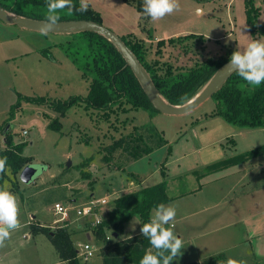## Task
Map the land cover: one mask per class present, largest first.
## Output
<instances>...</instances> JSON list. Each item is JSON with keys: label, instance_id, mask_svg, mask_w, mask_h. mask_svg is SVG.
Listing matches in <instances>:
<instances>
[{"label": "rangeland", "instance_id": "1", "mask_svg": "<svg viewBox=\"0 0 264 264\" xmlns=\"http://www.w3.org/2000/svg\"><path fill=\"white\" fill-rule=\"evenodd\" d=\"M261 5L257 19L264 23ZM208 9L198 15L204 46L202 41L196 42L193 52H184L179 44L165 43L161 56L152 47L150 59L169 60L185 67L208 56L224 55L228 50H243L251 40L264 41L263 34L253 36L250 32L243 0H215ZM68 35L34 31L0 20V153L9 137L12 144H22V155L29 158L27 164L37 168L27 184L20 180V171L14 174L9 168L0 178V188L6 186L16 197L20 224L30 215L50 225L51 230L67 223L76 250L78 243L86 241L96 248L88 259L77 253L79 263L101 264L107 246L139 232L142 224L132 217L117 236L111 229L105 231L104 240L95 232L94 215L82 217L76 210L90 201L105 199V203L99 202L92 209L103 220L113 200L130 189V181L135 184L143 180V185L165 181L169 199L164 205L175 208L176 216L170 223L178 227L176 233L183 242L181 255L174 261H193L222 251L226 257L230 252L237 264H248L247 248L228 247L229 228L214 218L217 207L208 204L217 196L232 198L249 191L252 196L248 197L255 199L254 206L249 207L251 212H264V171L257 167L264 164V151L244 162L247 169L207 164L212 160L226 163L264 145V127L232 125L222 116L212 115L213 98L182 115L150 113L144 108H129L130 104L105 111L86 107L82 100L64 107L62 102L83 98L88 92V81L58 45ZM146 125L151 129L144 127L141 131L154 140L158 134L164 144L137 159H129L119 149H107L113 140L132 132L134 126ZM23 130H27L26 135H22ZM242 161L245 160L238 162ZM82 172L89 177H82ZM243 174L249 175L246 182L240 179ZM210 175L219 177L211 180ZM55 202L70 208L66 220L54 223L61 216L53 212ZM230 208L224 207L227 211ZM154 215L155 210L150 218ZM38 220L28 218L29 222ZM27 227L12 231L0 246V264H57L47 235L42 233L40 239L35 236L39 233L33 234ZM86 232L90 233L88 239ZM24 233L29 234L27 239L23 238Z\"/></svg>", "mask_w": 264, "mask_h": 264}, {"label": "trees", "instance_id": "2", "mask_svg": "<svg viewBox=\"0 0 264 264\" xmlns=\"http://www.w3.org/2000/svg\"><path fill=\"white\" fill-rule=\"evenodd\" d=\"M243 1L250 32L253 36L264 35V23H259L257 19L264 0H261V4L258 2L260 0ZM124 2L138 11L140 26L146 31L149 17L143 12V0H124ZM72 3L75 8H79L81 1L72 0ZM0 6L18 16L38 20H44L47 13L46 0H0ZM59 15V21L83 19L102 24L99 12L89 5L86 12L64 9L59 12ZM68 34L70 37L58 45L80 71L81 76L88 81V92L83 98L72 97L67 102H62L64 107L82 100L86 107L105 111L115 106L123 107L124 104H130L129 108H144L150 113L159 112L144 92L120 50L109 38L94 31ZM120 38L146 69L159 94L173 105H183L196 96L210 81L217 68L228 61L234 52L228 50L224 55L208 56L201 61H194L192 65L182 67L173 65L169 60L150 59L149 52L153 46L131 33L120 35ZM200 41L204 46V34L177 35L167 40H158L154 45V52L160 55L161 47L165 43L179 44L184 52H193V45ZM211 96L215 102L211 111L212 115H220L232 125L264 127V83L259 86L248 85L235 72H232ZM144 127L150 128L149 125L134 126L132 132L113 140L107 149L109 151L119 149L129 159H137L164 144L165 140L155 132L157 137L155 140L150 134L143 133L141 128ZM21 148L22 144H12L8 137L7 146L0 153V160L5 161V169L9 168L14 174H17L29 162V158L22 155ZM262 151H264V145L230 158L226 163H235L253 157ZM4 172L0 173V178ZM87 174L82 172V177L88 178ZM90 185H92L91 182ZM166 189V182L160 181L115 198L107 217L96 227L97 236L105 240V231H110V229L113 235L114 233L118 235L122 232L124 223L132 217H137L142 225L148 223L151 219V211L169 199ZM29 227L33 234L47 235L60 260L68 264H80L77 259V250L65 227L57 226L56 229L51 230L48 226L39 225L36 222H30ZM164 227L170 228V224ZM148 251L154 253L156 250L140 232L117 239L107 246L102 254V264H139ZM173 264H227V260L224 254L219 253L201 262L194 260L177 263L173 261Z\"/></svg>", "mask_w": 264, "mask_h": 264}, {"label": "crops", "instance_id": "3", "mask_svg": "<svg viewBox=\"0 0 264 264\" xmlns=\"http://www.w3.org/2000/svg\"><path fill=\"white\" fill-rule=\"evenodd\" d=\"M213 1L215 0H179L180 8L179 10L174 11L172 14L166 15L163 19L155 22L152 21L149 17L147 23V26H149V28H147L146 31L143 30L140 26V15L138 11L132 5L124 2V0H85V3H87V5L92 7L95 11L99 12L102 19V24L111 29L117 35L120 36L131 33L137 38L143 39L145 43L154 46L156 42L161 39L167 40L168 38L175 37L177 35L199 33L198 15L201 16L202 14L207 12V10H209V5L212 4ZM230 2H232V0H229V3ZM249 159H251V157L244 159L245 161L235 163H225V161L221 160H217L216 162L215 160H212L208 162L207 165L212 166L217 165V163H221V166L223 167L235 166L236 168L233 167V170L240 168L247 169V166L244 162H248ZM257 167H260L259 171H264V164H260V166ZM222 170L224 169H220L219 171ZM227 170H230V168H228ZM217 177L210 175L208 178L213 180L217 179ZM240 179L242 182H246L249 179V175L243 174L240 176ZM142 182L143 180H139L134 184L132 181H130V189L126 190L124 194L136 191L143 186H147L143 185ZM262 183L264 184V181ZM207 184L209 183L207 182ZM256 186L259 188V184ZM241 193L232 198H229L228 195L217 196L216 198L209 201L208 205H211L212 208L217 207L218 211L214 214V218L222 220V225L225 226V228H229L228 232H226V234L230 236L228 247L237 248L238 246H243L244 248H247V252L250 256V261L248 264H255L258 261H264V212H251L249 207L250 205L254 206L255 199H251L250 197H248L252 196L251 192L249 191H245V193L242 194ZM212 204L215 206H213ZM221 205H224V207L231 206V208L229 211H227ZM31 217L33 218V220H38L35 215H30L28 218ZM28 218L25 222L20 224V227H29L30 222L32 221L29 222ZM36 223L39 225L50 227V225L43 224L39 220ZM169 224L171 230L176 227V225L173 223ZM62 227H66V229L71 233L69 224H62ZM177 228L178 227H176L173 232L178 238L181 239V235L176 233ZM140 232L141 231L137 233ZM28 236L29 234H23V238L25 239H27ZM35 236L42 239L41 237L43 235L42 233H39ZM89 237L90 233L86 232V239H88ZM205 243H207L206 240ZM219 253L224 254L222 251H220ZM219 253L210 255L208 254L205 255L204 258L197 259L195 261L201 262L203 259H206L211 255H218ZM54 255L56 257L54 261L55 263H66L65 261L60 260L56 250ZM227 257L234 260V258L230 255V252L228 253ZM227 257L224 254V258L228 261L229 259ZM100 260V263L102 264V257Z\"/></svg>", "mask_w": 264, "mask_h": 264}, {"label": "clouds", "instance_id": "4", "mask_svg": "<svg viewBox=\"0 0 264 264\" xmlns=\"http://www.w3.org/2000/svg\"><path fill=\"white\" fill-rule=\"evenodd\" d=\"M47 13L42 23L44 32L54 31L60 20L59 12L68 9L86 12L88 5L81 0L80 7L75 8L72 0H46ZM179 0H143V12L152 21H159L166 15L179 10ZM243 81L251 86L264 83V41L251 40L243 50L237 48L232 53L227 65ZM5 171V161L0 160V173ZM19 206L16 197L7 190L0 188V246L10 238V233L20 227L18 219ZM176 210L172 206L159 204L150 222L141 227V234L146 237L156 251H148L139 264H173L174 259L181 255L183 242L171 228L164 227L174 220ZM227 264H237L229 259Z\"/></svg>", "mask_w": 264, "mask_h": 264}, {"label": "water", "instance_id": "5", "mask_svg": "<svg viewBox=\"0 0 264 264\" xmlns=\"http://www.w3.org/2000/svg\"><path fill=\"white\" fill-rule=\"evenodd\" d=\"M0 20L8 24H16L22 28L44 32L42 29V23L44 20H38L23 16H18L14 13H10L0 6ZM79 31H94L103 36L109 38L120 50L123 57L126 59L131 69L133 70L135 76L140 82L144 92L154 104L156 109L164 114L168 115H182L193 111L200 104L203 103L208 98H211L212 94L217 90L228 76L233 72L229 67H227L229 60L223 63L214 72L210 81L202 88V90L194 96L191 100L183 105H173L169 104L166 99H164L159 92L156 90L154 83L149 76L146 69L142 66L140 61L136 58L133 52L125 45L119 35L113 32L111 29L103 24L97 23L92 20H62L58 22V26L54 31L44 32V33H58V34H68L71 32ZM37 168L34 165L26 164L19 172L20 180L27 184L29 183L35 173ZM117 236L116 233H114Z\"/></svg>", "mask_w": 264, "mask_h": 264}, {"label": "built area", "instance_id": "6", "mask_svg": "<svg viewBox=\"0 0 264 264\" xmlns=\"http://www.w3.org/2000/svg\"><path fill=\"white\" fill-rule=\"evenodd\" d=\"M26 134H27V130H23L22 135H26ZM99 202L105 203L106 200L102 199V200L90 201L89 204L86 205L85 207H82L81 209L76 210L77 215H81L82 217H85V216L91 217V215H94L92 224H94V225L100 224L102 220H101L99 214L97 212H92L93 207L95 205H97V203H99ZM69 209H70L69 207L63 206L59 202H55L53 204V212L56 214H60L61 216L58 219H55L54 223H56L58 221L66 220L67 216H68ZM107 239H108V236H107ZM77 247H78V249H77L78 256H83L84 259H88V258L92 257L96 251V248L93 246V244H91L87 241L78 243Z\"/></svg>", "mask_w": 264, "mask_h": 264}]
</instances>
